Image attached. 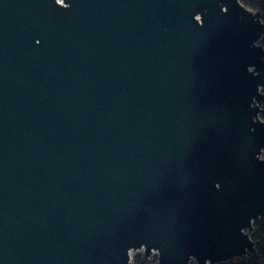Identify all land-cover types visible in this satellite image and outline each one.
<instances>
[{
    "label": "water",
    "instance_id": "1",
    "mask_svg": "<svg viewBox=\"0 0 264 264\" xmlns=\"http://www.w3.org/2000/svg\"><path fill=\"white\" fill-rule=\"evenodd\" d=\"M263 35L239 0H0V264L257 261Z\"/></svg>",
    "mask_w": 264,
    "mask_h": 264
},
{
    "label": "trees",
    "instance_id": "2",
    "mask_svg": "<svg viewBox=\"0 0 264 264\" xmlns=\"http://www.w3.org/2000/svg\"><path fill=\"white\" fill-rule=\"evenodd\" d=\"M245 7L252 11L259 12L261 14L262 21L264 22V0H239ZM260 45L264 47V35L260 39ZM262 121H264V107L260 115ZM250 238L255 243V250L258 255L257 261L250 262L247 260L242 261L235 259L221 264H264V219L257 220L253 223V231ZM136 262L145 264V261L140 259L139 256L135 257Z\"/></svg>",
    "mask_w": 264,
    "mask_h": 264
},
{
    "label": "rangeland",
    "instance_id": "3",
    "mask_svg": "<svg viewBox=\"0 0 264 264\" xmlns=\"http://www.w3.org/2000/svg\"><path fill=\"white\" fill-rule=\"evenodd\" d=\"M260 44V41H259ZM261 158L264 159V153L261 155ZM130 262L129 264H140V262H136L135 257L139 256L140 259L145 261V264H156L157 262V254L152 252L149 258H145L143 255V250H138L135 252H130ZM248 257L241 258L239 260L245 261ZM249 260V258H248ZM190 264H195V262H191Z\"/></svg>",
    "mask_w": 264,
    "mask_h": 264
}]
</instances>
